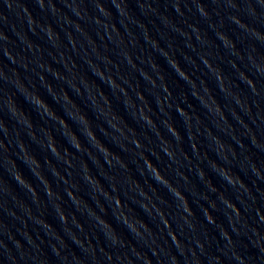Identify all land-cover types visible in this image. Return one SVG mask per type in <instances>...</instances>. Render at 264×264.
<instances>
[{
    "label": "water",
    "instance_id": "obj_1",
    "mask_svg": "<svg viewBox=\"0 0 264 264\" xmlns=\"http://www.w3.org/2000/svg\"><path fill=\"white\" fill-rule=\"evenodd\" d=\"M0 264H264V0H0Z\"/></svg>",
    "mask_w": 264,
    "mask_h": 264
},
{
    "label": "clouds",
    "instance_id": "obj_2",
    "mask_svg": "<svg viewBox=\"0 0 264 264\" xmlns=\"http://www.w3.org/2000/svg\"><path fill=\"white\" fill-rule=\"evenodd\" d=\"M42 3H43V0H41V4H42ZM100 8H101V11H102V12L107 13V10L103 9L102 6H100ZM107 14H108V13H107ZM237 23H239V21H237ZM49 31H50V29H49ZM172 63H173V65H174V67H176L177 69H179V75L181 76V78H183V79H185V80H190V79H191V78L188 76L187 73H185L182 69H180L179 65H178L175 61H172ZM220 78L222 79V77H220ZM112 83L114 84L115 81L113 80ZM250 83H251V82H250ZM165 87H166V86H165ZM37 102H38V104H41V105H44L45 107H47V104H46L42 99L38 98V99H37ZM179 111H180V113H181L182 115H186V114L184 113V110H183V109H179ZM54 114H55V113H53V115H54ZM144 119H145L146 121H148V123H152V120H151L150 117L145 116ZM65 126H67V122H66V121H65ZM170 128H171V131H172L175 135L179 136V133L176 132V130H175L174 128H172L171 126H170ZM91 135L93 136V138H95V134H94V133H91ZM136 144H137V146H139V141H136ZM75 147H76L77 149H79V148H81V145L77 142V143L75 144ZM52 150H53L54 152L57 151V149L55 148V145H53ZM105 151H107V149H105ZM165 151H166V153H167L169 156H172V155H173V153H172L171 151H169V150H167V149H165ZM35 162L38 163V161H35ZM109 163H110V161H109ZM147 167H148V168L154 173V177H153L154 179H156V180L159 181V182H163V183H165V184H168V183H169V182H168V181L162 176V174L160 173L159 169H157L154 165H152L151 161H148V162H147ZM225 176L227 177V179L229 180V182L232 183L233 185H235V184H237V183H242V182H240V181L238 180V178H233L231 175H229V174L227 173L226 170H225ZM50 192H51V189H49V193H50ZM173 193H174L175 196H177L178 198H180V199H182V200L184 201V210L187 211V212H189V214H191L190 209H189L188 206H187L186 198L183 197L182 193H180L178 190H175V189H173ZM70 195H72V196L74 197V193H70ZM227 203H228V206H229V207H231V208H233L234 210H236L235 207H234V205H232L230 202H227ZM116 204L122 206V202L119 200L118 197L116 198ZM236 211L238 212V210H236ZM161 214H162V213H161ZM61 219L64 220V221H66V220H67V217H66V216H62ZM209 220H210L211 222H214V220H213V218L211 217L210 214H209Z\"/></svg>",
    "mask_w": 264,
    "mask_h": 264
}]
</instances>
